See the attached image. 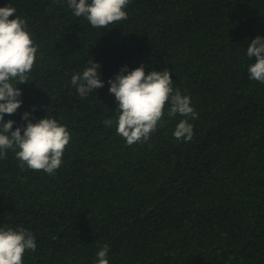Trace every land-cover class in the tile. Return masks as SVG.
Masks as SVG:
<instances>
[{
  "label": "trees",
  "instance_id": "16d2710c",
  "mask_svg": "<svg viewBox=\"0 0 264 264\" xmlns=\"http://www.w3.org/2000/svg\"><path fill=\"white\" fill-rule=\"evenodd\" d=\"M9 4L38 50L4 119L15 130L24 112L53 118L71 136L53 175L21 169L12 150L0 159V228L23 227L37 245L23 264H97L105 243L108 264H264V84L246 55L264 38V0H130L108 29L67 0ZM91 58L104 87L81 98L70 81ZM142 64L190 97V142L173 136L185 117L167 105L147 142L117 134L107 81Z\"/></svg>",
  "mask_w": 264,
  "mask_h": 264
},
{
  "label": "clouds",
  "instance_id": "9594fccd",
  "mask_svg": "<svg viewBox=\"0 0 264 264\" xmlns=\"http://www.w3.org/2000/svg\"><path fill=\"white\" fill-rule=\"evenodd\" d=\"M130 0H67L76 17L83 16L93 28L108 29L110 24L127 19L124 10ZM16 10L7 5L0 7V159L12 150L23 169L53 175L62 164V157L71 136L65 125L53 118L44 117L32 122L29 112L21 119L26 124L13 130L14 121H5V114L13 115L21 107V91L17 85L28 83L38 46L26 30V22L16 16ZM15 16L14 19H9ZM246 55L254 62L248 66L249 78L264 84V38L256 36L247 45ZM100 65L92 58L82 73H74L71 85L81 98L104 87L98 71ZM145 65L128 70L123 66L114 78L107 81L108 93L118 104L116 132L131 146L147 142L167 115L185 117L176 125L173 136L179 141L190 142L194 135L189 118L197 119L198 113L191 106L188 95L173 89L170 72L151 70L145 74ZM15 82V83H14ZM111 127V119L104 121ZM34 235L23 227L0 228V264H23L26 251H35ZM109 245L105 243L97 252V264H108Z\"/></svg>",
  "mask_w": 264,
  "mask_h": 264
}]
</instances>
